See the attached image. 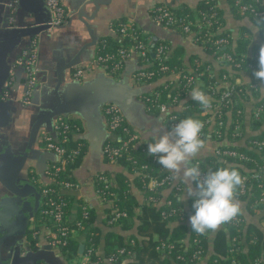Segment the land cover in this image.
I'll return each instance as SVG.
<instances>
[{
  "label": "crops",
  "instance_id": "obj_1",
  "mask_svg": "<svg viewBox=\"0 0 264 264\" xmlns=\"http://www.w3.org/2000/svg\"><path fill=\"white\" fill-rule=\"evenodd\" d=\"M11 1H15L17 5L10 10ZM199 1L201 0H60L66 11L65 20L57 26L42 29L49 19L45 0H0V79L6 71L9 77L4 85L9 83L12 76L15 78L12 69L23 49L32 41L36 44L37 69L36 84L29 104L22 103L25 76H20V85L17 88L11 91L3 90V95V88L0 86V264H12L14 259H20L26 253L23 248L27 246L25 232L34 225V212L39 207L37 186L31 174L35 175L39 183L45 184L47 179L44 169L51 159L57 160L53 153L43 149L40 141L52 132L58 119L66 116L81 120L83 137L87 142L83 161L73 171L76 188L66 193L96 209V224L100 227L102 235L109 230V227L103 224L107 205L95 190V176L102 172H123L124 169L115 162L105 161L103 145L110 133L107 131L103 107L109 104L118 107L125 122L134 131L136 140L146 145L152 142L150 133L153 128L161 125L166 130L171 128L165 123L166 114L154 115L147 112L143 102V97L162 81L150 84L136 82L135 73L144 63H139V58L134 54L124 61L118 75L111 76L104 66L95 63L98 44L104 38L114 37V25L125 20V23L132 24L145 33L150 44L164 40L169 43L170 51L182 48L187 65L191 55L209 59L213 73L218 77L220 66H225L221 59L216 56L208 57L205 50L193 41L191 34H183L162 26L152 14V9L157 4L172 8L179 5L195 8ZM216 1L223 11L224 28L230 32L233 40L238 36L240 28L245 26L252 33L248 53L254 45L264 44V38L258 34L259 30L250 28V25L256 26L248 18L235 17L226 0ZM9 13L13 16V23L5 25L4 18ZM227 69L228 73H231L228 67ZM78 70H81L80 76L75 75ZM235 75H239L242 82L249 80L247 73ZM225 84L220 82L217 90ZM191 91L192 89H189L185 92L184 99H191ZM250 94L248 99L253 100L256 96ZM243 108L244 119H247L251 106L244 103ZM193 113L195 116L200 115V112ZM225 117L229 119V115ZM244 123L245 136L242 138L245 139L252 131L248 120ZM213 125L214 122L211 121L208 129L211 130ZM241 141L239 139L236 143L239 145ZM225 144V141L208 140L194 160H203L212 155L216 147ZM170 175L172 177L171 173ZM110 181L114 186V182L111 179ZM173 183L182 186L179 197L186 196L187 186L182 176L173 179ZM128 189L139 201L145 199L143 192L132 184L128 185ZM169 191L170 189L162 191L158 206L169 197ZM236 200L240 203L243 217L249 221L259 219L258 216H251V212L246 210L245 201ZM181 202L187 210V199ZM76 215L77 208L74 206L68 219L73 220ZM259 222L264 226V221ZM107 224L112 225L108 222ZM4 234L9 235L3 236ZM48 234L47 227L40 228V250L48 243ZM72 237L84 244L83 235L79 237L73 233ZM11 250L18 253L21 251L19 258L8 257L7 253ZM52 250H42V253L45 257H52L55 264H70L65 261L59 249L57 253ZM78 257L82 258L76 264L88 263V257L84 253ZM37 264L49 263L38 261Z\"/></svg>",
  "mask_w": 264,
  "mask_h": 264
},
{
  "label": "trees",
  "instance_id": "obj_2",
  "mask_svg": "<svg viewBox=\"0 0 264 264\" xmlns=\"http://www.w3.org/2000/svg\"><path fill=\"white\" fill-rule=\"evenodd\" d=\"M226 1L232 14L235 17H242V15L240 16L239 8L235 3V0ZM244 1L252 3L256 10L264 11L263 0ZM167 7H169L170 11L176 16H185L188 21H192L193 24H191V28L193 29L195 28L194 22H196V19L201 13H216L217 21L215 20L210 26L203 28V32H205V34L208 33V35L202 36V38L196 42L197 45L205 50V54L208 57L213 58L215 57L214 53L223 52L231 53L233 56H240L241 54L248 53L250 37L252 35L250 29L242 26L238 36L233 40L230 32L224 28L223 11L219 8L216 0H201L197 3L195 8L186 5H179L174 8L170 6ZM152 14L154 15L153 12ZM249 14L250 13L247 12L246 18H248V20L259 29L258 34L261 37L262 32L264 31V21L258 17L253 18L251 15L249 16ZM257 21H260V23L257 24ZM125 22V20H122L114 25L116 30L114 37H107L99 42L96 50L97 55L103 56L116 53L119 49H125L127 51L137 42L143 41L144 44L147 45V57L139 58V63H144L145 67L143 66L141 68L142 71L155 72L153 80L158 81L163 76H172V74L181 73V71L185 72V70H188V68L191 67L196 68L198 71L202 72L200 79L203 81V85L199 88L209 97H218L219 91H214L208 87L209 84H212V79H209L207 73H205L207 65L211 66L209 59H201L199 56L191 55L187 65L184 62L183 49L179 48L178 50L167 51L169 54L160 60L155 55V53H157V48L160 46L170 47L168 45L169 43L164 40H159L152 46L150 41H148L147 35L140 29H137L136 31L138 36L136 39L130 35H126L120 41L119 28L121 27V24H125ZM177 30L182 33L180 29ZM222 37L227 39L228 43L225 46H220L217 51L214 41L215 39ZM259 49V45H254L252 47L253 51ZM147 60L151 63H145ZM124 61L125 60L123 59L122 63H124ZM254 63L256 67L252 70V73L255 70H258V61H254ZM105 64L104 68L111 74V76L118 75L120 69H111L113 65L111 60H108ZM163 66L166 67L165 70L162 69ZM141 69H138L136 73ZM228 72L226 66H220L218 76L222 73L228 74ZM166 85L167 84L163 83L158 84L153 90L146 94L150 95V97L155 94L157 95L155 101L148 103L149 106H145L147 112L157 115L160 112L155 107V104L160 102L170 104V101L174 99L177 102V105L183 104L193 106L187 111L175 112L178 116L177 121L189 117L199 120L204 119V117H200V115H194L193 112L199 113L201 110L198 108L200 104L192 99H184V94L186 92L184 87L182 88L180 85L174 89H169V86ZM238 97L239 96L237 95V98ZM241 98L242 99L239 100L247 99L244 96H241ZM107 106L108 105H105L103 107V112L105 114L106 122L108 123L110 115L106 112ZM236 107H240V104H235L232 107L230 118L232 117L233 120L236 119ZM166 119L167 117H165V123L171 128L170 122H167ZM59 124L58 130H52L56 133V139L52 137L51 133H48L45 136L51 137L52 141L57 146L64 149V152L60 157L64 164L61 169L55 170L48 165L59 164L57 160H50L47 163V167L44 169L47 179L45 184L39 183L36 177H34L35 175L31 174V177L35 179L38 191L42 195V202L34 214V225L25 232L27 246L31 250L37 248L38 232L41 227L44 226L49 228L50 231H55L58 226H66L68 229L67 242L65 245L60 246L59 250L67 263L78 258L77 250L80 243L77 239L72 237L73 233H75L76 236H84L83 241L85 248L92 247L94 249V253L88 257L89 263L97 261L98 258L109 256L116 248L125 247L132 251L134 254L133 258L130 257L128 259H123L115 264H184L182 261L176 259L175 255L176 252L190 254L193 249V247H187L191 237L195 235V233L191 232L189 224V217L192 215L193 200L191 198L187 199L186 210L180 200V192L176 195L175 189L170 184L164 183L153 188L148 187L150 180L153 179L160 181L163 177L170 174L162 169V166L157 163L156 157L147 155L148 145L140 143L136 139L129 140L131 133L122 130L123 125H128L125 120L122 126L119 125L115 128H112L107 124V131L110 133V136L106 138L103 146L108 145L109 147H116L119 149V153L115 156V159L112 162L122 166L124 171L115 173L102 172L95 176V190L97 194L100 195L103 203L107 205L105 208L106 216L103 220V224L107 225L109 230L102 235L100 227L96 224V209L94 207H89L81 199L77 200L72 195L66 193L67 191L74 190V188L67 189L63 187V183L66 181L75 183L73 171L81 165L87 152V142L83 137V124L79 118L70 116L61 118ZM263 124V119L257 121L252 120L251 125L255 132L249 133L244 139L242 137L245 136V133H243L241 138L232 137L230 135L231 128L234 126V124L231 123L228 132L225 133L224 136L235 139L234 141L239 139L242 141L238 146L224 145L222 147L236 149L254 157L258 162L262 161L261 154L254 149H249L247 144L252 139L264 140ZM129 128L131 129V127ZM216 140L220 142L222 139ZM126 141H128V143L124 145V142ZM40 145L43 149L48 151L44 137L40 141ZM49 152L52 153L51 151ZM104 157L106 162H111L106 154H104ZM199 167L207 171V173L215 171L221 167L233 168L236 169L241 176L246 173L247 170L255 168L252 162L227 156L218 158L214 155L206 156L201 161ZM137 171L140 174L136 173ZM99 176L111 179L115 185L113 186L104 183L99 179ZM129 184H132L135 188L143 192L145 199L142 202L139 201L135 194L128 189ZM44 189H46V192L43 193ZM166 189H170L168 196L173 200L175 206H179L182 209L184 214L183 217H180L179 215L163 216L162 212H167L170 207L163 205L158 206L149 200L150 197L162 196V191ZM260 192L261 190L257 188L256 183H254L245 197V195L240 194L239 186L237 187L235 192L237 198L235 197V199L245 201L246 210L251 212V214L259 213V219L256 221H249L248 223L245 222L241 224V227L239 228L226 224L217 232L205 236L201 243L204 248V258L206 262L204 264H213V259L221 260L220 262L222 264H231L230 261H226V256L229 255V240L237 233L245 235V243L247 244L246 251L240 254L238 253L236 256L237 259H240L242 264H246L248 263V259L264 253V229H262L259 223V221L264 218V203L257 201ZM51 201L63 203L62 221L59 225H56L51 214L44 213V210L51 208ZM84 205L86 206L85 210L82 209V206ZM74 206L77 208V215L75 219L69 220L68 217ZM187 211L191 212V215ZM115 212H124L125 216H119L114 220L112 225H108V220ZM239 216L243 217L242 214ZM139 236L142 238L140 239ZM159 241H167L174 244V249L170 256H160L158 251L155 250V246Z\"/></svg>",
  "mask_w": 264,
  "mask_h": 264
},
{
  "label": "built area",
  "instance_id": "obj_3",
  "mask_svg": "<svg viewBox=\"0 0 264 264\" xmlns=\"http://www.w3.org/2000/svg\"><path fill=\"white\" fill-rule=\"evenodd\" d=\"M235 3L238 5L239 13L242 16L246 17L247 12H249V16L253 18H260L262 21H264V11L256 10L254 5L252 3H247L244 0H235ZM45 5L49 9L51 13V20L48 22V24L51 25H59L61 24L65 18H66V11L63 8L60 0H45ZM152 12L154 13L153 17L154 19L159 22L162 26L167 28H172L178 31L177 29H180V31L184 34H191L193 41L196 43L199 41L202 36L208 35V33L205 34L203 32V28H207L210 26L215 20L217 21V15L215 12L212 13H201L200 16L196 19V22H194L195 28H191L192 21H188L185 16L178 17L175 14H173L169 7L163 4H157L153 7ZM201 20V21H200ZM8 22L13 23V16L9 15ZM137 27H134L132 24H121V27L119 28V34H120V41L122 38L126 35L132 36L134 39H136L137 36ZM179 32V31H178ZM262 38H264V31L262 32ZM227 39L225 38H217L214 41V44L216 45L217 51L220 46L227 45ZM35 41H32L30 45H28L25 49H23L22 53L20 54L18 58V63L22 65L24 69V76L26 77L24 83V93H23V99L25 101H28L30 98L31 91L35 84V72L37 71L35 67V59H36V53H35ZM147 45L144 44L143 41L137 42L135 45L129 48V50L125 49H119L116 53L106 54V55H97L95 58V63L105 66L106 62L108 60H111L113 65L111 69L113 70H119L122 68V60L128 59L131 54H134V56L138 58H146L147 57ZM170 50V47L168 46H160L157 48V53H155L156 57L158 59H162L166 57L169 53L167 51ZM214 56L221 59L222 62L226 67L230 69L231 73H222L220 76L216 77L213 73V68L209 65L205 68V73H207L208 78L212 79V84H209V88L212 90L219 91V95L216 98L211 97V108L208 110L203 109L201 105L198 106L199 109H201L200 115L201 117H204L201 121L203 122V129L201 131V138L205 141V145H207L208 140L217 141L216 139H222L221 141H225L226 145H236L237 141H234L235 139L228 138L227 136H224L225 133L228 132L230 124L233 123L234 126H232V130L230 135L232 137H238L241 138L243 133H245V126L244 123L245 120H248V123H250V128L252 132H255V130L252 128L251 121H257V120H264V82L257 79L254 75H252V70L256 67L254 61H258L259 56V50L253 51L251 50L249 53L241 54L240 56H233L231 53H214ZM196 61V60H195ZM145 63H151L149 60H147ZM163 70L166 69V67H162ZM185 70V69H184ZM247 73L249 75V80L247 81H241L239 78V75H235L236 73ZM76 76L81 75V70L76 71ZM202 75V72L198 71L196 68H188V70L181 71V73L172 74V76H163L158 81H162L163 84H167L166 86H169V89H174L181 85V87L187 91L189 89H193L196 87H200L203 85V81H201L200 76ZM155 76V72L153 71H138L135 73V80L136 82L140 83H153L156 80H153ZM231 77V78H230ZM218 78V79H217ZM15 82V78L12 76L9 79V83L7 86H12V84ZM220 82H225V86H219V90H217L218 85ZM161 83V84H162ZM202 90V89H201ZM255 94L256 97L253 98V100L248 99V95ZM236 94V96H235ZM237 95L239 96L237 98ZM150 95H145L143 97V102L145 106H149L148 103H151L155 101V97ZM241 96H244L247 98L246 100H239L242 99ZM240 104V107H236L235 110V117L236 119L230 118L232 107L235 104ZM247 103L250 104V115H248L247 119H244V108L243 104ZM155 107L158 109L160 113L166 114V121L170 122L171 128L178 123L177 121V114L175 112L177 111H187L191 109L190 105H177V102L173 99L170 101V104L168 103H157L155 104ZM163 109V110H162ZM106 112L110 115L109 122L107 123L110 127L115 128L119 125L122 126L124 122V118L122 113L120 112L119 108L115 105L109 104L106 108ZM223 115H229V119H226ZM250 116V117H249ZM213 121L214 125L211 130L208 129L210 122ZM59 122L60 119H58L54 123V129H59ZM264 127V125H263ZM122 130L125 132H130L131 136L129 140L136 139V135L134 131H132L128 125H123ZM60 133V132H59ZM213 136V137H212ZM248 136V135H247ZM44 139L46 140V148L48 151H51L56 157L59 164H50L48 165L50 168H54L55 170L61 169L63 167V160H61V155L64 152V149L62 147L57 146L49 136H44ZM218 142V141H217ZM128 141L124 142V145H126ZM247 147L249 149H254L255 151L259 152L261 154V160L258 162L254 157L244 153L240 152L233 148H224V147H216L213 151L214 156L218 158L222 157H235L240 160H245L248 162H252L255 166L252 170H247L246 173H244L241 177L244 179V183L242 186H239V191L241 195H247L249 192L251 186L256 183L257 188L261 190L258 202L264 203V140H257L252 139L248 142ZM119 153L118 148H112L108 145L103 146V154H106L109 158V161H113L115 159V156ZM201 159H196L193 161V165L195 164H201ZM144 167V166H142ZM202 176L204 174H207V171L201 169ZM138 173V171L136 172ZM140 174V173H138ZM99 179H101L104 183L111 184L110 179L99 176ZM168 183L175 189V194L177 195L179 192L182 191V186L179 183H173V179L170 174L163 177L160 181L157 180H150L148 183L149 188L156 187L158 185ZM63 187L67 189L76 188V184L71 181H66L63 183ZM46 192V189L43 190V193ZM99 195V194H98ZM100 196V195H99ZM237 198V196H235ZM101 198V197H100ZM162 197H150L149 200L152 201V203L158 205L159 201ZM248 198V197H247ZM51 208L44 210V213L51 214L54 222L56 225H59L62 221V215H63V203L51 201L50 202ZM163 206L170 207V209L166 212L163 211V216H172V215H179L180 217H183L184 214L182 212V209L178 206H175L173 203V200L170 197H167L163 204ZM82 209L85 210L86 206H82ZM194 214V209L192 207V215ZM191 215V212H190ZM259 214H252L251 216L256 217ZM119 216H125L124 212H115L114 215L108 220L109 224H113L114 220L118 218ZM259 217V216H258ZM249 221L245 217L237 216L231 223L227 225L235 226V227H241V224ZM260 221H264V218H262ZM260 223V222H259ZM264 223V222H263ZM262 229H264V226L260 224ZM49 229V228H48ZM67 236H68V229L66 226H58L55 231H50L47 236V242L52 248L59 249L60 246H63L67 242ZM205 236H198L193 235L190 239L189 244H187V247H193L191 253L187 254L184 252H176L175 258L182 261L184 264H204L205 258H204V248L202 243V239ZM132 242V241H131ZM174 249V244L167 241H159L157 245L155 246V250L158 251L160 256H170L172 254V250ZM247 249V244L245 243V235H240L239 233L233 235L229 240V248L228 253L229 255L226 256V261H230L231 264H242L240 262V259L236 258L237 254L243 253ZM264 252V247H263ZM83 253L89 257L91 254L94 253V249L92 247H84ZM134 254L131 250L125 248V247H119L116 248L109 256L98 258L97 261L87 263V264H115L118 261H121L123 259L133 258ZM219 259H213V264H222ZM246 264H264V253L262 255L254 256L253 258L248 259V263Z\"/></svg>",
  "mask_w": 264,
  "mask_h": 264
},
{
  "label": "clouds",
  "instance_id": "obj_4",
  "mask_svg": "<svg viewBox=\"0 0 264 264\" xmlns=\"http://www.w3.org/2000/svg\"><path fill=\"white\" fill-rule=\"evenodd\" d=\"M250 28L259 30L251 25ZM253 75L264 82V44L260 46L258 70ZM191 99L205 110L211 108V98L199 87L192 89ZM203 127L201 120L191 117L180 120L171 130L161 125L151 130L152 142L147 146V155L156 157L157 163L171 173L173 179L182 176L187 187L186 196L180 199L193 200L194 214L189 217V224L191 232L198 236L215 233L241 215L235 192L244 183L236 169L221 167L202 176L199 164L191 163L205 147V141L200 136Z\"/></svg>",
  "mask_w": 264,
  "mask_h": 264
},
{
  "label": "water",
  "instance_id": "obj_5",
  "mask_svg": "<svg viewBox=\"0 0 264 264\" xmlns=\"http://www.w3.org/2000/svg\"><path fill=\"white\" fill-rule=\"evenodd\" d=\"M17 4H16V2L15 1H11L10 3H9V9L11 10L13 7H15ZM46 9L48 10V13H49V19H48V21H47V23L45 24V26L44 27H42V29H45V28H48V27H53V26H57V25H49L48 24V22L51 20V13H50V11H49V9L46 7ZM9 15H10V13L8 14V15H6L5 16V18H4V24L5 25H7L9 22H8V17H9ZM152 46L154 45V43L153 44H151ZM27 47V46H26ZM25 47V48H26ZM35 67H36V65H35ZM37 72V71H36ZM35 72V73H36ZM12 73H13V75L15 76V82H14V85H12V86H7L6 84L4 85L3 83L5 82V80H6V78H8L9 77V74H8V71H6L5 73H2V75H1V79H0V86L3 88V89H1V94L3 95L4 94V92H3V90H6V91H11L12 89H15V88H17L19 85H20V80H21V78H20V76L21 75H23L24 76V69H23V67H22V65H20L19 63H18V61H16V64H15V66L13 67V69H12ZM36 78V77H35ZM23 79H26V77H23ZM25 81V80H24ZM3 84V85H2ZM35 84H36V79H35ZM34 84V85H35ZM35 87V86H34ZM34 87H33V89H32V91H31V94H30V98H29V100L28 101H25L23 98H22V103L23 104H29L30 102H31V96H32V92L34 91ZM24 88H25V83H24ZM23 88V89H24ZM24 93V92H23ZM1 103H3L2 101H1ZM163 115L165 114V113H162ZM51 135H52V137L54 138V139H56V133L55 132H51ZM48 153H50V152H48ZM50 154H52V153H50ZM51 160H53V159H51ZM47 167V166H46ZM45 167V168H46ZM37 189V193H38V196H39V206H40V204H41V202H42V195H41V193L38 191V188H36ZM38 209V208H37ZM37 209L35 210V212L37 211ZM35 212H34V214H35ZM21 234H23L24 235V232L23 231H21ZM9 234H7V235H3V236H8ZM39 246H38V242H37V248L35 249V250H30L29 249V247H27V246H25V247H23L24 248V251H26V253L22 256V257H20V259H14V261L12 262V264H37V262L38 261H45V262H47V263H49V264H55V261H54V259L52 258V257H45V254L44 253H42V250H48V251H50L51 249H53L52 251L53 252H58V249L57 248H52L48 243H46L45 245H43L42 246V249L40 250L39 248H38ZM84 247H85V245L83 244V243H81L79 246H78V250H77V253H78V256H82L83 255V251H84ZM52 252V253H53ZM21 254V251H19V253L17 252V251H13V250H11V251H9L8 253H7V255H8V257H14V258H17L19 255ZM51 256V255H50ZM19 258V257H18ZM12 259V258H11Z\"/></svg>",
  "mask_w": 264,
  "mask_h": 264
},
{
  "label": "rangeland",
  "instance_id": "obj_6",
  "mask_svg": "<svg viewBox=\"0 0 264 264\" xmlns=\"http://www.w3.org/2000/svg\"><path fill=\"white\" fill-rule=\"evenodd\" d=\"M81 258L82 257H78L77 259H74L72 262H70V264H76V263L80 262Z\"/></svg>",
  "mask_w": 264,
  "mask_h": 264
}]
</instances>
